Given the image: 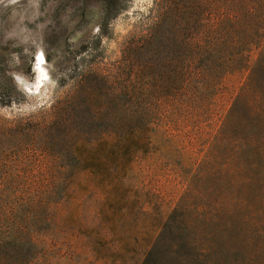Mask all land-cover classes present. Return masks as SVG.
Instances as JSON below:
<instances>
[{"label": "rangeland", "instance_id": "1", "mask_svg": "<svg viewBox=\"0 0 264 264\" xmlns=\"http://www.w3.org/2000/svg\"><path fill=\"white\" fill-rule=\"evenodd\" d=\"M262 10L257 0H0V235L21 229L2 240L0 264H142L171 215L202 245L216 230L213 245L239 246L264 226V76L214 57L217 91L194 102L176 93L193 85L195 36L221 15L253 23ZM59 100L73 108L64 126L1 131ZM161 101L164 123L134 135L148 146L122 147L130 130L118 144L99 119H154Z\"/></svg>", "mask_w": 264, "mask_h": 264}, {"label": "trees", "instance_id": "2", "mask_svg": "<svg viewBox=\"0 0 264 264\" xmlns=\"http://www.w3.org/2000/svg\"><path fill=\"white\" fill-rule=\"evenodd\" d=\"M114 0H104L107 7L113 4ZM262 6V14H258L255 22L247 23L242 17L235 15L232 17L224 16L219 19L211 21L208 28L205 30V34L197 35L193 39V55L194 58V74H193V85L189 88L186 86L179 87L176 89V93L179 96L185 94V101H196L197 99L202 101L204 96L211 91H217V81L212 80V73L217 72V68L212 67V61L214 57L216 60L239 62L246 61L248 69H250V78L254 74H262L264 76V0H257ZM243 39H239V36ZM255 40H257L255 42ZM262 50L259 51L260 58L253 67H251L250 57L254 49ZM234 50L233 53H227L226 51ZM219 65V64H218ZM221 66V65H219ZM257 67V68H256ZM220 68V67H218ZM202 82V83H201ZM97 88H95V91ZM170 104V103H169ZM167 102L161 101L158 116L149 120H144L142 117L134 115H119L117 111L112 114H103L101 118L106 123L110 134H116L117 143L123 144V140L128 137L125 129L130 130L128 133L132 134V138L126 145L122 147L134 146L139 147L141 145H150L149 143H143L140 139L134 137L138 132L145 131L150 127V124L156 123L162 125L168 117L171 110V105ZM132 106L139 107L141 110L143 107L148 109L149 114L152 111L153 105L147 103L132 102ZM122 109L121 105H115ZM124 106V105H123ZM179 106H184L183 102H179L174 105L176 112L181 111ZM108 105H98V111H105L110 109ZM124 108V107H123ZM73 109L72 103L67 101H55L52 103L50 108L41 106L36 115L24 123H20L19 119H13L10 121V125L4 124L1 131L14 129L15 131L22 133L21 129H49L56 125H65L68 122L69 111ZM125 109V108H124ZM163 118V120H162ZM158 119V121H155ZM1 125V123H0ZM23 126V127H22ZM22 127V128H20ZM225 145V141H222ZM125 144V143H124ZM228 144H231L230 142ZM219 209L212 208L209 212L207 219V226L209 223L215 222L218 218L215 213ZM172 221H174V215L169 217V220L165 222L163 229L158 237L157 243L148 249L144 255L142 264H264V245L254 246L250 245V242L255 238H264V226H258L256 229L244 232V237L248 239L247 242H241L239 246L230 244L225 246L224 244L218 243L213 245L215 242L214 237L216 236V230L208 233L211 235L212 242L209 244H198L194 239L187 236L182 230H175L172 227ZM257 222V221H256ZM21 229L11 228L7 235L3 238L9 237L17 238L16 232ZM175 230V231H174ZM217 238L220 239L224 235V231ZM206 234V233H203ZM235 238H240V233H236ZM2 237L0 235V244L2 243ZM214 240V241H213ZM229 254L233 258L231 260H222L223 254ZM236 253V254H235ZM244 253V255L242 254ZM242 254V255H241ZM243 256L241 258L236 257ZM29 263V262H28ZM26 262V264H28ZM20 264H25L23 261Z\"/></svg>", "mask_w": 264, "mask_h": 264}, {"label": "bare ground", "instance_id": "3", "mask_svg": "<svg viewBox=\"0 0 264 264\" xmlns=\"http://www.w3.org/2000/svg\"><path fill=\"white\" fill-rule=\"evenodd\" d=\"M43 54V53H42ZM40 57H42L41 53L39 54V57H37L38 62L36 63V69L39 72V80H41V82L39 84L42 83V78L45 76L46 77V71L43 67V60L40 59ZM43 59H44V55H43Z\"/></svg>", "mask_w": 264, "mask_h": 264}, {"label": "flooded vegetation", "instance_id": "4", "mask_svg": "<svg viewBox=\"0 0 264 264\" xmlns=\"http://www.w3.org/2000/svg\"><path fill=\"white\" fill-rule=\"evenodd\" d=\"M41 55H42V57H43V54L41 53ZM44 60H45V58L43 59V62H44ZM38 62V60H37V58H36V62H35V66H34V68H35V70H36V72L38 73L37 75V79H39V72L37 71V69H36V63ZM47 72V71H46ZM46 77L44 76L43 78H42V82H43V80L45 79ZM41 82V80H39V83Z\"/></svg>", "mask_w": 264, "mask_h": 264}, {"label": "snow or ice", "instance_id": "5", "mask_svg": "<svg viewBox=\"0 0 264 264\" xmlns=\"http://www.w3.org/2000/svg\"><path fill=\"white\" fill-rule=\"evenodd\" d=\"M41 60H43V57H40Z\"/></svg>", "mask_w": 264, "mask_h": 264}]
</instances>
